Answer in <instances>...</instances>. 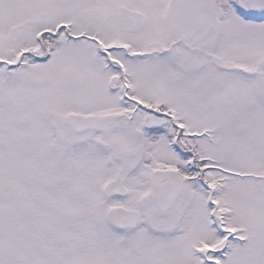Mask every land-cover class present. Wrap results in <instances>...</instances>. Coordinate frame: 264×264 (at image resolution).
Here are the masks:
<instances>
[{
	"label": "snow or ice",
	"instance_id": "1",
	"mask_svg": "<svg viewBox=\"0 0 264 264\" xmlns=\"http://www.w3.org/2000/svg\"><path fill=\"white\" fill-rule=\"evenodd\" d=\"M0 264H264V0H0Z\"/></svg>",
	"mask_w": 264,
	"mask_h": 264
}]
</instances>
